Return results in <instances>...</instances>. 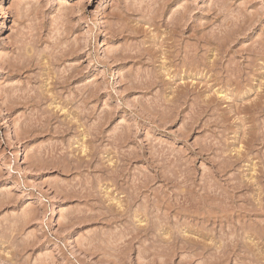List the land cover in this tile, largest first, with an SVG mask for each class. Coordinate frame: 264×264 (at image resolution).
<instances>
[{"label":"rangeland","instance_id":"374dc122","mask_svg":"<svg viewBox=\"0 0 264 264\" xmlns=\"http://www.w3.org/2000/svg\"><path fill=\"white\" fill-rule=\"evenodd\" d=\"M219 1L215 7L214 0H0V260L264 264V110L256 111L261 102L264 108V0ZM208 7L220 8L218 18L229 14L228 22L237 18L222 63L233 58L228 68L239 67L244 81L214 80L233 77L223 70L227 64L216 73L198 65L215 58L191 45L212 33L214 25L202 26ZM179 11H187L184 28L174 17ZM172 16L181 26L175 48L168 39ZM115 29L124 32L114 37ZM180 42L190 45L183 50L188 57ZM68 46L79 50L71 54ZM130 46L144 54L114 55ZM75 66L80 74L65 86L60 77L67 81ZM54 80L62 81L55 88L60 97L48 92ZM88 88L94 96L85 109L78 94ZM69 90L76 91L71 99ZM42 94L56 101L42 102ZM83 108L86 116H69ZM205 186L213 191L206 190L208 204L201 200ZM158 232L163 240L178 235L177 242L166 244ZM186 241L207 246L200 255L201 245L192 250Z\"/></svg>","mask_w":264,"mask_h":264},{"label":"bare ground","instance_id":"6f19581e","mask_svg":"<svg viewBox=\"0 0 264 264\" xmlns=\"http://www.w3.org/2000/svg\"><path fill=\"white\" fill-rule=\"evenodd\" d=\"M215 1H216V0H214V2H215ZM218 1H219V0H218ZM219 2H220V1H219ZM218 4L221 5V2L218 3ZM211 5H212V4H211ZM215 5H216V2L214 3L213 6H215ZM220 5H216V6H220ZM216 6H215V7H216ZM211 7H212V6H211ZM215 7H213L212 9H211V8L209 9V7H208L207 10H208L209 14L206 13V14H208V16L203 17V18H205V19L202 21V22L204 23V21L206 20V21H205V24L202 25V22H200L201 25H202L203 27L205 26V27H209V28H210V27H212V26L214 25L215 27H214V26L212 27V28H214V30L211 28V30H210V29H209V30L212 31V33L209 34V31H208V33H207V34H204V35H202L203 33L201 34L200 31L198 30L200 34H199L198 32H196V33L199 34V35H201V36L199 37V39L196 37V40H198V41H197L198 43H197V44H196V43H195V44L191 43V45H192V46H193V45H195V46L197 45V48H196V49H199V50H203V47H204V49H206L205 51L203 50V51H204L203 54H202V52L200 53V51H199L200 55H204V53H205V54H206V53H207V54H208V53H213L212 55H214L215 58H214L211 62H209V61H208V62L205 61V58H204V57H206L207 55H206V56L204 55V57H203L204 60H201V59H200V60L203 61V62L198 63V65H200V66L202 65V67H203L205 70H207V71H209V72H211V71H214V72L217 71V72H218V71H221V68H224V67L226 66V64L228 65L226 68L223 69V70L226 69V70H225V73H226L227 75H226L225 73H224V74H225L226 76H228V74H233V77H231L232 75H229V77H231V78H233V79L229 78L230 80H228V77H225V76H224L225 78H224V77L222 78V77L220 76L219 78H216V77H215L214 80H216L217 82H218V81H224V80H226V82H227V83H230V84H231V83L233 84V82H237V83H238L240 80H243V78H242L243 76H242V74H241V69L238 67L237 70H236V66H235V68H234V66H233V69L228 68V67L231 66L234 62H235L234 65H236V61H232L233 58H231V59H232L231 61H232L233 63H232L231 61H229L230 59L227 60L228 63L226 62L225 66H224V64L222 63V61H223V59H224V54L227 53V51L225 50V49H226V46H227V45H230L229 42L232 41V40L230 39L231 37H233L232 35H234V34L237 33V32L235 33L234 26H235L236 24H234V22L236 23V22H238V21H236L237 18H235L234 22H232V21L228 22L227 17H228L229 14H227V15L224 16L223 14L225 13V11H224V13L222 14L223 16H222L221 18H218V16H219L218 13L220 14V12L217 11V10H218V9L220 10V8L222 7V5L220 6V8H218V9H216V10L214 9ZM168 8H169V7H168ZM207 10H206V8H205V11H207ZM224 10H225V9H224ZM184 11H185V10H184ZM186 12H187V11H186ZM186 12H180V11H179V12H177L178 14H177L176 16H174V17H176V19H179V20H178L179 22H181L182 20L185 21V20H186V17H185L184 15L186 14ZM189 12H190V11H189ZM222 12H223V10H222ZM179 13H181V14L184 13V14H182L184 17H183V16H180L181 14H179ZM174 14H176V12L173 13V15H174ZM206 14H205V15H206ZM225 14H226V13H225ZM154 16H155V15H154ZM177 16H178V17H183L184 19H180V18H178ZM230 16H231V14H230ZM233 16H234V15H232L231 18H233ZM172 17H173V16H172ZM174 17H173V20H172V21H171V19H170L171 23L174 22V21H175V22L177 21L176 19H174ZM219 17H220V16H219ZM224 17L226 18L225 20L223 19ZM236 17H237V16H236ZM240 17H241V16H240ZM240 17L238 18V19H239V22H241V21H240ZM220 19H221V20H220ZM230 20H231V19H230ZM232 20H233V19H232ZM170 21H168V23H169ZM200 21H201V20H200ZM153 22H154V21H153ZM153 22H151V23H153ZM166 22H167V21H166ZM175 22L173 23V24H175V25L172 24L173 26H172V25L170 26V27H171V29H170L171 31H170V32L168 31L169 34L167 33V34H168V39H169L170 41L173 40L172 43H174V42L176 41V39H177V36H176V35H177V34H178V35L180 34V33H178L179 31H177V30L181 29V26H182L185 22H188V21L181 22V23H180L181 26L176 24V23H179V22H176V23H175ZM148 23H149V22H148ZM168 23H166V26H169V25H170V23H169V25H167ZM182 23H183V24H182ZM193 23H194V22H193ZM216 23H217V24H216ZM149 24H150V23H149ZM163 24H165V22H163ZM185 25H186V24H185ZM185 25H183V26H185ZM195 25H197V23H196ZM195 25L193 26L194 28L197 27V26L195 27ZM198 25H199V24H198ZM240 25H241V24H240ZM183 26H182V27H183ZM199 26H200V25H199ZM236 26H237V25H236ZM166 28H167V27H166ZM183 28H184V27H183ZM188 28H191V27L189 26ZM199 28H201V27H199ZM235 28H236V27H235ZM120 29H121V28H120ZM120 29H115L114 31L111 30V31H112V32H111L112 36H114V37L117 36V37H118V35L122 34L121 31H123V30H120ZM134 29H135V28H134ZM167 29H168V28H167ZM203 29H204V28H203ZM240 29H241V28H240ZM116 30H119V31H116ZM130 30H131V29H130ZM190 30L193 31L192 28H191ZM205 30H206V32H207L208 28H207V29H204L203 31H205ZM180 31H182V30H180ZM188 31H189V29H188ZM123 32H124V31H123ZM194 32H195V31H194ZM197 34H196V35H197ZM169 35H170V36H169ZM199 35H197V36H199ZM24 37H25V36H24ZM158 38H159V36H158ZM165 38H166V37H165ZM22 39H23V38H22ZM160 39H161V38H160ZM192 39H193V38H192ZM57 40H58V39H57ZM169 40H168V41H169ZM177 40H178V39H177ZM182 40H183V39H182ZM182 40H181V41H182ZM17 41L21 43V39H20V40L18 39ZM23 41H24V40H23ZM23 41H22L21 44H23ZM162 41L164 42L165 39L162 38ZM178 41H179V40H178ZM18 42H17V46H18V44H20V43H18ZM194 42H195V41H194ZM15 43H16V42H15ZM15 43L13 44L14 46L16 45ZM164 43H165V42H164ZM172 43H171V45H173ZM175 43H176V45H173V47H174V48H175V46H176V47H179V46H177V44H179V42H178V43L175 42ZM180 43L183 44V45H182L183 47L180 46L181 49L183 48L182 51H183V50H186V48H187L186 51H188V46H187V45H189V44L187 43V45H186V44L183 43V42H180ZM56 44H57V43H56ZM56 44H54V46H55ZM162 44H163V43H162ZM24 45H25V44H24ZM34 45H35V44H34ZM58 45H59V44H58ZM58 45H56V46L59 48ZM157 45H158V44H157ZM167 45H168V47H169V46L171 47V45H170L169 43L166 44V46H167ZM180 45H181V44H180ZM17 46L13 49L15 52H16L17 48H19V47H17ZM19 46H20V45H19ZM71 46H72V45H71ZM71 46H68V47H71ZM184 46L186 47L185 49H184ZM189 46H190V45H189ZM192 46H191V47H192ZM68 47H67V48L64 47V48L67 50L66 52H68V54H66V52L63 53L62 51H59V52L62 53V54H66V55H64V56L67 57V55H70V53L72 54V50H75V49H73V47H71V48H69V49H71V50H70L71 52H70V51L68 50ZM173 47H172L171 49H173ZM191 47H189V48H190V52L192 51V53H193L194 50H195V47H194L193 50L191 49ZM227 47H228V46H227ZM261 47H262V46H260V48H257L258 50L256 49V47H253V48H255L254 51H255V50L260 51V49L263 50ZM58 48H57V49H58ZM192 48H193V47H192ZM24 49H25V48H24ZM36 49H37V48H36ZM54 49H56V47H54ZM54 49H53V50H54ZM57 49H56V50H57ZM62 49H63V48H62ZM62 49H58V50H62ZM155 49H156V47H155ZM181 49H180V52H182ZM250 49L253 50L252 48H250ZM19 50H21V49L19 48ZM22 50H23V49H22ZM53 50H52V52H53L52 55L55 56V53H57L58 51L54 53ZM56 50H55V51H56ZM63 50H64V49H63ZM76 50H79V49H76ZM76 50H75V51H76ZM123 50H126V51H123ZM136 50H137V52H136ZM141 50H142V51H141ZM141 50H140L139 47H134V48H132V47L130 46L129 50H127V49H120V51H119V49H118L119 52H114V51H113V52H114V55H115L116 57H118V59H120V58H122V59L127 58L128 56H126V55H129L130 57H132V58L135 59V57H136V58H137V57L139 58V57L141 56V54H142V55L144 54V53H143L144 50H143V49H141ZM145 50H146V49H145ZM156 50H157V49H156ZM166 50H167V49H166ZM174 50H175V49H174ZM174 50H173V51H174ZM177 50H178V49L176 48L174 54L177 53ZM14 51H13V52H14ZM64 51H65V50H64ZM115 51H116V50H115ZM134 51H135V52H134ZM146 51H147V50H146ZM146 51H145V52H146ZM196 51H197V50H195V52H196ZM245 51H246V50H245ZM19 52H20V51H18L17 53H19ZM69 52H70V53H69ZM124 52H125V53H124ZM133 52L135 53L134 55H132ZM147 52H148V51H147ZM147 52H146V53H147ZM180 52H178V53L181 54ZM190 52H189V54H190ZM195 52H194V53H195ZM228 52H229V51H228ZM20 53H21V55H22V57H21L22 60H24L23 63H25V60H26V59H25V57H24V55H23L24 52H23V54H22V52H20ZM39 53H40V51H39ZM60 53H59V54H60ZM130 53H131V54H130ZM168 53H169V52H168ZM172 53H173V52H172ZM184 53H186V52L183 51V54H181V55H184V56L188 57V56H187L186 54H184ZM194 53H193V54H194ZM197 53H198V52H197ZM241 53H242V52H241ZM247 53H248V52H247ZM251 53H253V52H251ZM254 53H256V52H254ZM254 53H253V54H254ZM260 53H262V55H263V52H262V51H260ZM40 54H41V53H40ZM40 54H38V55H40ZM59 54H56V55H58L57 57H60V56H61V55L59 56ZM73 54H75V53L73 52ZM170 54H171V53H170ZM179 54H178V55H179ZM187 54H188V53H187ZM193 54H192V55H193ZM228 54H229V53H228ZM18 55L20 56V54H16V55L14 56V57H15V61H17V62H18V60L20 59V58L18 57ZM25 55H26V54H25ZM49 55H50V54H49ZM145 55H146V54H145ZM171 55H172V54H171ZM196 55H199V54H196ZM244 55H245V54H244ZM254 55H255V54H254ZM256 55H257V53H256ZM16 56L18 57L17 59H16ZM50 56H51V55H50ZM50 56H49V57H50ZM62 56H63V55H62ZM62 56H61V57H62ZM64 56H63V57H64ZM70 56H72V55H70ZM70 56H69V57H70ZM125 56H126V57H125ZM184 56H183V57H184ZM189 56H191V55H189ZM226 56H228V55H226ZM232 56H233V55H232ZM245 56H246V55H245ZM248 56H249V55L247 54L246 59H247ZM51 57H52V56H51ZM51 57H50V58H51ZM61 57H60V58H61ZM123 57H124V58H123ZM195 57H196V56H195ZM240 57H241V56H240ZM252 57H253V56H252ZM23 58H24V59H23ZM36 58H39V57L36 56ZM50 58H48L49 60L47 59L48 62L51 61ZM67 58H68V57H67ZM112 58H113V57H112ZM175 58H176V57H175ZM184 58H185V57H184ZM242 58H244V57H242ZM253 58H256V57H253ZM258 58H259V57H258ZM260 58H261V56H260ZM51 59L53 60V62H51V63H55V64H56V62H57L58 65H59V61H57L58 58L56 59V56H55V58H54V59L56 60V62H54L55 60L53 59V57H52ZM164 59H165V58H164ZM185 59H187V58H185ZM190 59H192V58H190ZM193 59H194V58H193ZM227 59H228V58H227ZM22 60H21V61H22ZM40 60H43V59H40ZM115 60H117V59H115ZM177 60H178V59H177ZM177 60H176V61H177ZM198 60H199V59H198ZM198 60H196V61H198ZM207 60H209V59H207ZM234 60H236V59H234ZM15 61H12V64H13V63L16 64ZM21 61H19V62H21ZM26 61H28V60H26ZM29 61H30V60H29ZM33 61H34V59H33ZM60 61H62V60H60ZM119 61H120V60H119ZM141 61H142V60H141ZM196 61H195V63H196ZM35 62H38V63L40 64L42 61L39 62V60H35ZM143 62H144V61H143ZM198 62H199V61H198ZM240 62H241V61H240ZM246 62H247V61H246ZM248 62H249V61H248ZM251 62H252V61H250L249 63L252 64ZM10 63H11V62H10ZM185 63H188V62L185 61ZM224 63H225V62H224ZM230 63H232V64H230ZM12 64H11V65H12ZM21 64H22V63H21ZM36 64H37V63H36ZM36 64L34 63V66H35ZM222 64H223V65H222ZM240 64H241V63H240ZM175 65H176V64H175ZM175 65H174V66H175ZM184 65H185V64H184V62H183V66H184ZM187 65H188V64H187ZM196 65H197V64H196ZM198 65H197V66H198ZM237 65H239V64H237ZM12 66H14V65H12ZM22 66H23V64H22ZM24 66H25V68H26L28 65L25 63ZM24 66H23V68H24ZM48 66H49V63H48ZM55 66H57V65H55ZM178 67H180V66H178ZM23 68H21V66L16 65V69H21V70H23ZM50 68H51V66L49 67V69H50ZM52 68H53V67H52ZM54 68H55V67H54ZM243 68H244V66H243ZM243 68H242V69H243ZM249 68H250V67H249ZM78 69H79V68H76V66H75L74 68L70 69V70H71V71H69L70 74H67L68 76H66V80H67V81L63 80V78H62V77L65 78V76L62 75V77H60V76H61V73H60V72H59L60 74L57 73V72H55V73H57V75H58V74L60 75V76H57V75H56V76H57V79H58V77H60V78L62 79L63 83H62V81L59 82V81H58L59 79L57 80L58 82H57L56 80L51 81L50 85H51L52 88H50V89L48 90V92H52V93H53V92H54V89L56 88V86H57V85H61V83H62V84L65 83L64 85L66 86V85H67L66 82H68V79H69V80L72 79V78L74 79V77H75V73L79 72ZM80 69H81V68H80ZM192 69H193V68H192ZM245 69H246V68H245ZM245 69H244L243 71H245ZM54 70H55V69H54ZM66 70H67V69H66ZM223 70H222V71H223ZM67 71H68V70H67ZM67 71H65V72H63V73L65 74ZM80 71H81V70H80ZM254 71H255V70H254ZM233 72H234V73H233ZM63 73H62V74H63ZM67 73H68V72H67ZM211 73H212V72H211ZM215 73H216V72H215ZM215 73H214V74H215ZM78 74H80V72H79ZM217 74H218V73H217ZM244 74H246V73H244ZM50 75H51V74H50ZM53 75H55V74H52V76H53ZM65 75H66V74H65ZM222 75H223V74H222ZM56 76H55V79H56ZM76 76H77V74H76ZM218 76H219V74H218ZM245 76H246V75H245ZM174 77H175V76H174ZM213 77H214V76H213ZM248 77H249V76H248ZM248 77H247V78H248ZM48 78H50V77H48ZM53 78H54V76H53ZM53 78H50V79L52 80ZM48 80H49V79H48ZM49 81H50V80H49ZM130 81H131V80H128V82H130ZM146 81H147V80H146ZM161 81H162V80H161ZM243 81H244V80H243ZM136 82H137V81H136ZM144 82H145V81H144ZM59 83H60V84H59ZM131 83H133V82L131 81ZM138 83H139V82H138ZM141 83H142V81H141ZM149 83H150V85H151L152 82H150V80H149ZM149 83H148V84H149ZM154 83H155V82H154ZM163 83H164V82H163ZM135 84H136V83H135ZM142 84H143V83H142ZM144 84H145V83H144ZM144 84H143V86H144ZM148 84H146V85H148ZM159 84H160V83H159ZM130 85H131V87H132V84H130ZM136 85H137V84H136ZM140 85H141V84H140ZM43 86H44V85H43ZM65 86H64V87H65ZM85 86L88 87V85H85ZM89 86H90V85H89ZM138 86H139V84H138ZM141 86H142V85H141ZM86 87H84V88H86ZM144 87H145V86H144ZM226 87H227V86H226ZM251 87H252V86H251ZM263 87H264V86H263ZM57 88H59V87H57ZM60 88H62V87H60ZM60 88H59V89H60ZM68 88H69V87H68ZM68 88H67V89H68ZM89 88H90V87H89ZM89 88H88V90H86V91H83L84 89L82 90L83 92H81V93H84V94H78V96H79V95H83V96H82L83 98H81V99L83 100L82 102H84V104H85V109H87V105H88L89 101L91 100V97L93 98V96H94V95L92 94V93H93L92 89L89 90ZM135 88H136V87H135ZM147 88H148V87H147ZM59 89H58V90H59ZM65 89H66V87H65ZM67 89L65 90V92H67ZM148 89H149V88H148ZM75 90H76V89H75ZM61 91H62V90H61ZM73 91H74V90H72V93H71V91L69 90V92H70L71 94L68 93V94H69L68 97H69L70 95H71V96H74V95L76 94V93H74V92H76V91H74V92H73ZM173 91H174V90H173ZM182 91H183V90H182ZM263 91H264V89H263ZM263 91H262V93H263ZM56 92H57V89H55V93H53V96H54V95L57 96ZM91 92H92V93H91ZM42 93H44V92L42 91ZM57 93L59 94V92H57ZM72 94H74V95H72ZM181 94H182V93H181ZM183 95H184V94H183ZM38 96H39V95H38ZM55 96H54V98H55ZM71 96L69 97L70 99H71ZM261 96H263V95H261ZM49 97H50V96H49ZM51 97H52V96H51ZM51 97H50V98H51ZM57 97H60V96L58 95ZM61 97H62V96H61ZM68 97H67V98H68ZM31 98H32V97H31ZM54 98H53V99H54ZM75 98H76V97H75ZM75 98H74V100H72V102L75 101ZM51 99H52V98H51ZM51 99L48 100V96L42 94V99H41L42 102H43V101H44V102H45V101L48 102V101H51ZM53 99H52V100H53ZM59 99H62V98H59ZM76 99H78V97H77ZM177 99H178V98H177ZM39 100H40V99H39ZM41 100H40L39 102H41ZM54 100H55V99H54ZM55 101H56V100H55ZM46 102H45V103H46ZM51 102H53V101H51ZM70 102H71V101H70ZM64 103H65V102H64ZM173 103H174V102H173ZM203 103H205V102H203ZM216 103H217V102H216ZM261 103H262V102H261ZM261 103H260V105L258 106V108H257V110H256L257 112H258V111H262V110H264V108L261 106ZM37 104H38V103H36V105H37ZM51 104H52V103H51ZM53 104H54V103H53ZM162 104H163V103H161L160 106H161ZM166 104H167V103H166ZM179 104H181V103H179ZM262 104H263V103H262ZM55 105H56V104H55ZM152 105H153V104H152ZM175 105H176V102H175ZM68 106H69V105H68ZM173 106H174V104L172 105V107H173ZM205 106H206V105H205ZM176 107H180V105H179V106L177 105ZM176 107H174V109H175ZM256 107H257V104H256ZM199 108H200V107H199ZM211 108H212V107H211ZM245 108H246V107H244V109H243V108L241 107V109L244 110V111H245ZM46 109H47V108H46ZM85 109L83 108L82 111H80V112H72V111H71V112H70V115H69L68 113H66V114H68L69 116L73 115V117H75V116L77 115V118H78V115L81 116V115L83 114V117H84V116H86V113H85L86 110H85ZM158 109H159V108H158ZM158 109H157V110H158ZM167 109H168V108H167ZM202 109H203V108H202ZM202 109H201V110H202ZM249 109H250V108H249ZM249 109H248V110H249ZM252 109H253V108H252ZM255 109H256V108H255ZM255 109H253L252 112L250 111V113H251V114H252V113L254 114V110H255ZM84 110H85V111H84ZM157 110H155V111H157ZM164 110H165V109H164ZM66 111H67V110H66ZM78 111H79V110H78ZM153 111H154V109H153ZM173 111H174V110H173ZM202 111H203V110H202ZM236 111H237V110H236ZM42 112H43V109H42ZM44 112H45V111H44ZM44 112H43V114H44ZM157 112H159V111H157ZM197 112H198V111H197ZM257 112H255V113H257ZM40 113H41V112H40ZM46 113H47V112H46ZM46 113H45V114H46ZM48 113H49V112H48ZM84 113H85V115H84ZM159 113H160V112H159ZM163 114H164V113H163ZM195 114H196V112H195ZM201 114H202V113H201ZM74 115H75V116H74ZM69 116H68V117H69ZM88 116H89V114H88ZM88 116H87V117H88ZM161 116H162V115H161ZM81 117H82V116H81ZM169 117H170V116H169ZM51 118H52V117H51ZM79 118H80V117H79ZM194 118H195V117H194ZM255 122H256V121H255ZM45 125H46V124H45ZM87 126H88V125H87ZM45 127H46V126H45ZM66 127H67V126H66ZM68 127H69V126H68ZM68 127H67V128H68ZM86 128H88V127H86ZM43 130H44V129H43ZM43 130H42V131H43ZM44 131H45V130H44ZM122 131H123V130H122ZM93 133H94V132H93ZM88 134H89V133H88ZM120 135H121V133H120ZM123 135H124V134H123ZM244 136H245V135H244ZM116 137H117V136H116ZM120 137H121V136H120ZM118 139H119V138H118ZM120 139H121V138H120ZM122 139H123V138H122ZM114 141H115V140H114ZM119 142H120V140H119ZM259 142H260V141H259ZM119 144H120V143H119ZM204 146H205V144H204ZM161 151H162V150H161ZM157 152H158V151H157ZM224 153H225V152H224ZM152 154H153V153H152ZM220 158H221V157H220ZM120 159H121V158H120ZM79 162H80V161H79ZM87 163H88V162H87ZM171 165H172V164H171ZM219 167H220V166H219ZM116 168H117V167H116ZM216 171H218L217 174L221 173V171L219 170V168H218ZM117 172H119V171H117ZM109 173H110V172H109ZM109 173H107V174H109ZM112 173H113V172H112ZM163 173H165V172H163ZM161 177H162V175H161ZM164 177H165V176L163 175L162 178H164ZM117 178H118V177H117ZM166 178H167V177H166ZM166 178H164V181L166 180ZM167 179L169 180V178H167ZM186 179H187V177H186ZM186 179H185V180H186ZM190 179H191V178H190ZM145 180H146V179H145ZM170 180H171V179H170ZM185 180H184V182H185ZM97 181H98V180H97ZM166 182H167V180H166ZM164 183H165V182H164ZM237 183H238V182H237ZM239 184H240V183H239ZM12 186H13V187L11 188V191L16 190V189L19 188V187H18V184H16V183H15L14 185H12ZM134 186H135V185H133V187H134ZM137 186H138V185H137ZM182 186H183V185H182ZM209 187H210V185H209ZM248 187H249V186H248ZM205 188H206V186H205L204 189H203V190L205 191V193H202L203 195H201V196H202V197H201V200H202V198H204V199L206 198V200L203 199L202 201H204L205 204H206V203L208 204V202H209L210 200L207 201L208 198L206 197V196H207V195H206V193H207L206 190H210V189L207 187V189L205 190ZM201 190H202V188H201ZM203 190H202V191H203ZM204 191H203V192H204ZM210 191H211V193L213 192L212 190H210ZM210 191L208 192V193H209V194H208V197H209V195H210ZM182 192H183V191H182ZM128 194H129V193H128ZM139 194H140V193H139ZM214 194H215V193H214ZM217 194H218V193H217ZM205 195H206V196H205ZM212 195H213V194H212ZM183 196H184V195H182V198H183ZM185 196H187V195H185ZM185 196H184L185 199L183 198L184 200H182L181 198H180V199H181L182 201H185V200H186V197H185ZM204 196H205V197H204ZM210 196H211V195H210ZM84 197H85V196H84ZM211 197H212V196H211ZM224 197H225V196H224ZM81 199H82V198H81ZM131 199H132V198H131ZM187 199H189V198L187 197ZM209 199H211V198H209ZM177 200H179V199H176L175 204H176V203L178 204ZM199 200H200V199H199ZM179 201H180V200H179ZM205 201H207V202H205ZM129 202H130V200H129ZM187 202L189 203V201H187ZM187 202H186V203H187ZM190 202H191V201H190ZM167 203H168V202H167ZM167 203L164 204V205L168 207ZM181 203H184V202H181ZM181 203H179V205H176V207H177V206L181 207V206L183 205V204H181ZM186 203H185V205H186ZM191 203H192V202H191ZM199 203H200V202H199ZM202 203H203V202H202ZM202 203H201V204H202ZM204 203H203V204H204ZM223 203H224V202H223ZM129 204H130V203H129ZM173 204H174V201H173ZM175 204H174V205H175ZM180 204H181V205H180ZM189 204H190V203H189ZM203 204H202V205H203ZM185 205H184V206H185ZM191 205H192V204H191ZM194 205H195V204H194ZM217 205H218V204H217ZM224 205H225V204H224ZM165 206H164V207H165ZM203 206H204V205H203ZM128 207H129V206H128ZM167 207H165V208H167ZM235 207H236V206H235ZM129 208H130V207H129ZM162 208H163V207H162ZM217 208H218V207H217ZM225 208H226V207H225ZM182 209H183V208H182ZM146 211H147V210H146ZM180 211H181V210H180ZM127 212H128V211H127ZM125 213H126V212L124 211L123 214L125 215ZM100 214H101V213H100ZM136 214H137V213H136ZM148 214H149V213H148ZM117 215H118V214H117ZM118 216H123V215H118ZM125 217H126V216H125ZM112 218H113V217H112ZM166 218H167V217H166ZM205 221H207V220H205ZM131 223H132V222H131ZM193 224H194V223H193ZM160 225H161V224H160ZM163 225H164V224H163ZM168 225H169V224H168ZM166 226H167V225H166ZM169 226H170V225H169ZM148 227H150V226H148ZM151 227H152V226H151ZM154 227H155V226H154ZM159 227H160V226H159ZM202 227H203V226H202ZM152 228H153V227H152ZM135 229H136V228H135ZM137 231H138V229H137ZM139 231H140V230H139ZM172 231H173V230H172ZM143 232H144V231H143ZM182 233H183V231L180 232V234H182ZM208 233H209V232H208ZM128 234H129V233H128ZM134 234H135V233H134ZM155 234H156V233H155ZM158 234H159V236L161 237L162 234L165 235V232H162L161 235H160V233L158 232ZM166 234H167V233H166ZM170 234H172V233H170ZM170 234H169V236H172V237L174 238L175 235H173V234L170 235ZM177 234H179V232H178ZM177 234H176V235H177ZM184 234H185V233H184ZM135 235H136V234H135ZM164 235L162 236V240H163V237H165ZM156 236H157V235H156ZM169 236H168V237H169ZM177 237H178V235L176 236V239H177ZM181 237H182L184 240L186 239V238L184 237V235H182ZM166 238H167V236H166ZM166 238H165V240H163V242H164V241H167L166 244H169V243H170L169 240H170L171 237L168 238L169 240H168V239L166 240ZM173 238H171V239H172L174 242H177L176 239H173ZM182 238H179L181 242L184 241V240H183V241L181 240ZM162 240L159 241V242L161 243ZM186 240H187V239H186ZM156 241H157V240H156ZM173 241H171L172 244H173ZM178 241H179V240H178ZM180 241H179V243H180ZM157 242H158V241H157ZM188 242H189V241H186V243H188ZM197 242H198V241H196V242H195V241H194V242L191 241V243L189 242V244L191 245V249H192L193 246H194V247L196 246V248L198 249V247H197L198 245H201V247H199V249H198L197 251H199V250L202 248V246H203L204 244L202 245L201 243H199V244L196 245ZM186 243L184 242V244L182 243V245H187ZM154 244H155V243H154ZM189 244H188V247L190 248V245H189ZM149 246H151V245H149ZM204 246H205V245H204ZM204 246H203V247H204ZM206 246H207V245H206ZM206 246H205V247H206ZM229 246H230V245H229ZM194 247H193V248H194ZM161 248H162V247H161ZM167 248H169V245H168ZM167 248H165V249H167ZM165 249H164V250H165ZM191 249H189V250L192 252L193 249H192V250H191ZM187 250H188V249H187ZM189 250H188V251H189ZM194 250H195V249H194ZM244 250H245V249H244ZM176 251H177V250H176ZM197 251H195L196 253H195L194 251H193V252H194L195 254H197ZM202 251H204V248H202V250H201L200 252H198V254H200ZM209 252H211V251L209 250ZM194 253H192L193 256L195 255ZM203 253H204V252H203ZM192 254L190 253L189 255L192 256ZM198 254H197V255H198ZM208 254H209V253H208ZM200 255H201V254H200ZM202 256H203V255H202ZM203 257H204V256H203ZM212 257H213V256H212ZM214 257H215V256H214ZM214 257H213V258H214ZM218 257H219V256H217V258H218ZM251 257H252V256H251ZM208 258H209V257H208ZM217 258H215V259L217 260ZM212 260H213V259H212ZM218 260H219V258H218ZM208 261H209V259H208ZM213 261H214V260H213ZM202 262H203V261H202ZM204 262H205V261H204ZM214 262H215V261H214ZM16 263H17V262L13 261L12 259H5V260H2V259H1V260H0V264H16ZM250 263H251V262H250ZM205 264H206V263H205ZM248 264H249V263H248Z\"/></svg>","mask_w":264,"mask_h":264}]
</instances>
